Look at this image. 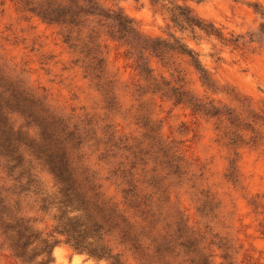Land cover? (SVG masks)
Returning <instances> with one entry per match:
<instances>
[{
  "label": "trees",
  "instance_id": "16d2710c",
  "mask_svg": "<svg viewBox=\"0 0 264 264\" xmlns=\"http://www.w3.org/2000/svg\"><path fill=\"white\" fill-rule=\"evenodd\" d=\"M149 1L166 15L167 27L180 33L188 31L194 40L204 35L232 49L243 50L255 43L264 48V22L257 31L224 33L213 22L199 17L189 4V1L203 0ZM89 2L93 7L81 8L79 0H15L17 9L58 29L63 42L77 56L84 77L97 91H105L117 100L121 91L132 97L141 92L138 111L146 120L144 130L137 135L124 134L96 113L67 112L2 58L0 80L6 81L10 89L4 90L0 85V100L34 106L35 113L31 116L39 117L40 121H34L33 128L26 132L30 137L44 141L54 138L59 144L74 140L78 144L77 148L84 154L82 162L96 182L97 201L113 215H120L125 223L126 230L121 226L119 229L124 238L121 244L129 257L123 259V252L110 248L102 251L105 256L101 255L108 264H130L129 259L134 264H234L239 246L231 231V219L221 212L215 197L203 188L202 173L185 160L176 141L161 135L155 113L156 98L187 108L194 119L213 125L215 141L227 153L225 177L229 181L237 177L240 149L264 150V99L255 100L221 84L183 37L174 33L166 37L143 33L118 7L117 0H105L104 7L98 0ZM253 9L264 17L255 5ZM113 19L120 22V30L108 23ZM109 42L118 43L125 57L132 60L136 80L125 83L108 67L103 48ZM216 54H211L215 62L221 60ZM151 59L156 60L158 70L151 65ZM193 77L197 85L191 80ZM144 94L150 96L144 98ZM90 150L92 154L87 155ZM50 153L46 161L52 174L59 182H66L64 169L71 158L66 151ZM93 154L95 161L91 159ZM103 172L116 181L112 195L103 192ZM184 185L191 188L189 199L198 215L195 224L189 223L181 203L172 199V192ZM10 219L17 223L9 226L12 230L19 225L30 238L34 237L35 230L30 227L35 224L34 220ZM43 243V251L51 256L52 245ZM90 254L100 258L98 251Z\"/></svg>",
  "mask_w": 264,
  "mask_h": 264
},
{
  "label": "rangeland",
  "instance_id": "374dc122",
  "mask_svg": "<svg viewBox=\"0 0 264 264\" xmlns=\"http://www.w3.org/2000/svg\"><path fill=\"white\" fill-rule=\"evenodd\" d=\"M189 4L199 17L213 22L224 33L257 31L264 20L254 12L255 5L264 13V8L255 0H203L189 1ZM145 7L148 12L144 11ZM122 10L147 35L166 37L174 33L183 37L221 84L234 87L255 100L264 99L263 46L255 43L239 50L223 46L204 35L194 40L188 31L180 33L178 29L167 27L166 15L150 1L143 5L134 0ZM157 15L164 21L163 28L155 23ZM203 44H209L210 51L204 52ZM103 49L108 67L123 82L137 79L132 60L125 57L118 43L109 42ZM213 53H217L221 60L215 62V56L211 57ZM0 58L21 71L53 104L67 112L78 115L96 113L124 134L137 135L144 130L146 120L138 111V93L141 92L132 97L121 91L117 100L105 91H97L84 77L77 56L63 42L58 29L17 9L15 0H0ZM150 62L158 70L156 60ZM191 80L197 85L194 77ZM0 85L4 90L10 89L6 81L0 80ZM149 96L144 94V98ZM6 97L8 100V94ZM133 98L137 100H131ZM156 101L155 113L161 135L176 141L185 160L202 173L203 188L215 197L221 212L231 219V231L239 246L234 264H264V150L240 149L237 177L229 181L225 177L227 153L215 141L213 125L203 119H194L187 108L173 106L169 101H159V98ZM32 107V104L0 100V145H4L0 146V212L9 220L17 216L8 212V205H13L17 212H33L35 216L29 219L44 223L45 229L35 230L34 237L30 238L23 227L18 225L14 230L9 227L17 226V223L0 220V261L2 264H32L35 255L45 253L43 241L49 243L48 238H52L51 250L55 244L61 243L55 239L57 235L65 237L63 243L69 245L71 252H87L95 264H100L101 260L108 264L106 258L101 257L105 256L102 251L114 247L123 252V259L128 258L119 229L121 226L126 230L125 223L120 215H113L97 201L96 182L82 162L84 154L77 148L76 141L59 144L58 139L44 141L26 133L33 128V123L40 121L39 117L31 116L35 113ZM60 151H66L74 161L72 165L71 161L65 165L66 182L55 178L46 161L47 154ZM91 159L95 161V154ZM102 178L103 192L114 194L115 179L108 177L106 172ZM190 195L191 188L184 185L172 192V199L181 203L189 223L195 224L198 215ZM70 211H79L82 215L70 218ZM45 232L48 238H44ZM89 238L92 243L85 244ZM36 241L40 242L38 251L34 249L30 255L27 250ZM104 246L107 247L105 250ZM95 251L100 258L90 254ZM128 262L134 264L130 259Z\"/></svg>",
  "mask_w": 264,
  "mask_h": 264
},
{
  "label": "clouds",
  "instance_id": "9594fccd",
  "mask_svg": "<svg viewBox=\"0 0 264 264\" xmlns=\"http://www.w3.org/2000/svg\"><path fill=\"white\" fill-rule=\"evenodd\" d=\"M139 2L143 5L149 4V0H139ZM163 2L167 3V0H163ZM179 2H180V0H177V3H179ZM255 2H258L259 5L262 8H264V0H255ZM98 3L101 7H104L105 0H98ZM117 3H118L119 8H124L128 4L134 3V0H117ZM79 6L81 8H91V7H93V4L90 3L89 0H79ZM53 7H55V5H53ZM104 10L107 11L108 8H105ZM144 11L148 12V8L145 7ZM149 16H151V13H149ZM261 22H264V20H262ZM108 23L111 25H114L115 28L118 30L121 29V24L117 20H114V19L109 20ZM155 23L160 28L164 27V21L160 18L159 15H157L155 17ZM127 27H128V25H127V23H125L124 28L127 29ZM178 35H179V33H178ZM213 43H215V40H213ZM202 47H203L204 52L210 51V48H211V46L209 44H203ZM7 210L10 213H14L18 218L27 219L29 217L35 216V213H33V212H25V211L17 212V211H15L13 205H8ZM52 212L55 213L56 209L53 208ZM80 215H82V213L79 211H70L68 213V216L70 218H75V217H78ZM0 220L4 221L5 223L13 222V221L9 220L8 216L2 212H0ZM50 223H55V222L50 221ZM30 227H32L34 230L42 231L45 229V224L44 223H35V224L30 225ZM44 238H48L46 232L44 233ZM0 239H2V238H0ZM55 239L59 240L61 243H57L52 247L51 259H49L48 255L46 253H40L38 255H35V258H34L32 264H42V262H45V261H47L48 264H95V261L93 259L89 258L87 252H81V253L71 252L69 245L63 243V241L65 240V237L63 235H57L55 237ZM48 240H49V243H53L52 238H48ZM91 243H92V241L90 238L85 241V244H91ZM38 245H40L39 241H36L33 244H31L27 250L28 253L31 255L33 253L34 249L38 251ZM0 264H2V261H0ZM100 264H105V261L101 260Z\"/></svg>",
  "mask_w": 264,
  "mask_h": 264
}]
</instances>
